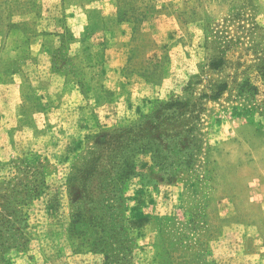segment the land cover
Wrapping results in <instances>:
<instances>
[{
    "label": "rangeland",
    "instance_id": "1",
    "mask_svg": "<svg viewBox=\"0 0 264 264\" xmlns=\"http://www.w3.org/2000/svg\"><path fill=\"white\" fill-rule=\"evenodd\" d=\"M91 11L128 21V28L117 33L121 39L129 33L128 44L117 49V62L122 66L120 76L131 79H125L123 87H106L100 97L114 109H95L106 102L94 100L87 91L103 83V67L98 63L80 68L68 44L82 24L100 45L102 58L105 31L89 30L90 15H96ZM37 22L56 31L59 46L52 67L76 83L81 102L62 112L60 119L52 115L55 121L42 124L45 108L34 99L24 100L35 113L34 130L26 132L19 125L13 136H0V179L11 172L16 158L39 155L46 158L48 185L42 199L29 209L36 240L31 239L25 249L8 250L5 263L105 264L101 253L72 250L77 243L68 233L66 180L95 136L131 126L178 99L201 108L194 130L184 132L195 137L196 145L185 149L178 137L169 136L170 130H185L183 122L160 119H164L160 128L169 136L160 140L161 157L147 151L136 154L135 173L122 193L116 192L122 198L110 208L112 217H118L114 229L128 227L120 243L130 252L117 247L118 256L109 260L264 264V0H123L121 4L119 0H0L5 61L22 32L27 36L35 32L34 38ZM9 35L13 36L8 39ZM220 59V66H211ZM220 84L227 86L218 98L203 97ZM73 97L69 94L64 102L73 103ZM189 151L192 159L186 156ZM119 187L116 184L115 189Z\"/></svg>",
    "mask_w": 264,
    "mask_h": 264
},
{
    "label": "trees",
    "instance_id": "2",
    "mask_svg": "<svg viewBox=\"0 0 264 264\" xmlns=\"http://www.w3.org/2000/svg\"><path fill=\"white\" fill-rule=\"evenodd\" d=\"M122 2L123 0H119L120 4ZM91 12L96 14L90 17H93L92 28L97 30L106 31L105 25L110 22H128L118 17L105 20L98 12ZM34 34L35 32L29 33L28 39ZM98 63L102 68L101 61L95 64L85 63L80 68L90 69ZM221 64V59L213 60L211 66L217 68ZM261 76L264 79V70ZM226 86V84H220L217 88L214 87L210 94L205 93L203 97L216 99ZM96 89L99 92L95 100L106 102L107 100L100 99L104 96L103 90L107 89L103 83L91 87L87 92L91 93ZM198 107L199 104L196 102L171 100L131 126L116 128L107 136L94 137L97 140L89 145L86 155L82 157V162L73 166L66 180L70 209L68 233L70 238L77 243L72 245L75 253L82 249L98 252L104 255L105 264H112L109 258L118 256L119 251L117 250L120 248L117 247L121 246L130 252V248H125L123 241L120 243L121 234L128 232V227L119 225V228L114 229L113 226V222H116L118 217L116 216L115 219L112 217L110 208L114 206V201L122 198V194H119L118 198L116 192L122 193L124 184L135 173L136 154L147 151L157 158L161 157V150L158 146L163 137H178V142L185 149H191L196 145L194 144L195 137L188 136L189 134H184V132L190 133L194 130V121L199 116L196 112L201 109ZM166 112L168 114L164 117ZM161 118L177 120V124L183 122L186 128L180 131L170 130L169 133L172 134L165 136L164 130L160 128L161 123L164 122V119L160 120ZM180 133L183 136H179ZM192 155L193 153L189 151L186 156L192 159ZM45 160L46 158H40L39 155L32 157L31 160L18 157L11 162L13 163L11 172L0 179V264H8L5 263L8 250L25 249L31 239L36 240L35 234H31L28 222L29 209L32 204L42 199L48 187ZM116 184L121 187L115 189ZM114 245L116 248H112Z\"/></svg>",
    "mask_w": 264,
    "mask_h": 264
},
{
    "label": "crops",
    "instance_id": "3",
    "mask_svg": "<svg viewBox=\"0 0 264 264\" xmlns=\"http://www.w3.org/2000/svg\"><path fill=\"white\" fill-rule=\"evenodd\" d=\"M102 15H105L104 19L106 20L113 17L114 14L103 12ZM68 18L74 21L72 15H69ZM40 23L37 22L36 35L33 39H28V36L23 32L20 34L22 39L18 38L19 44L12 47L7 61L3 58L4 53L0 46V136H13V133L18 131L19 125H22L26 132L32 133L37 124L36 117L30 107L24 104V100L34 99L45 108V113L42 114L45 116L42 124L55 121L50 119L52 115L53 118L60 119L62 112L74 110L76 105L81 102L76 83L68 79L66 72L52 67L53 55L59 46L58 36L55 35L56 31L49 30L47 23L46 25ZM78 27V33L68 43L75 63L81 66L85 63L95 64L101 60L105 76L104 86L117 88L119 85L123 87L125 79L130 80L131 78L120 76L122 66L117 62L119 59L117 49L128 44L129 33L126 31L128 36L126 35L127 37L124 36L122 39L118 38L117 33L128 28L127 23L110 22L105 25L106 44L103 48L104 52L101 50V59L98 57L100 45L94 41L92 36H88L82 30V24ZM89 30L93 33L97 31L92 27ZM120 34L123 36L121 32ZM13 35H9L8 39L17 36V32H14ZM115 57L117 58L115 59ZM113 73L116 75L113 76ZM125 86L127 87V85ZM98 92L99 90L96 89L90 93L94 96V100L97 98ZM118 92L121 93L124 90L119 88ZM69 94L74 96V101L71 104L64 102ZM102 107L114 109L107 102L95 109L99 110ZM38 129L42 130V127Z\"/></svg>",
    "mask_w": 264,
    "mask_h": 264
}]
</instances>
